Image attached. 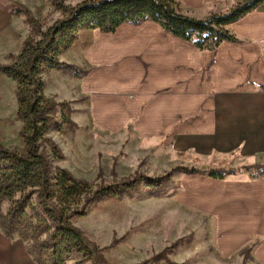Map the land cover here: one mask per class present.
<instances>
[{"label":"rangeland","instance_id":"1","mask_svg":"<svg viewBox=\"0 0 264 264\" xmlns=\"http://www.w3.org/2000/svg\"><path fill=\"white\" fill-rule=\"evenodd\" d=\"M82 1L65 3L74 6ZM27 4L28 7L18 3L11 10H20L14 21L19 36L11 45L6 41L0 43V63H10L31 35L27 15L37 20L43 30L64 17L52 0H27ZM54 70L60 69L43 72L44 94L56 103L66 104L74 127L62 121L58 106L54 121L61 125V130L50 126L45 134L61 153V159L52 162L53 168H65L75 178L88 182L94 191L141 177L120 196L87 202L83 213L72 218L73 225L100 251L107 264H261L251 259L255 243L228 252L221 249L217 235V226L228 221L226 217L235 224V209L231 207L228 213L225 209L233 199L227 195L233 189L232 183L246 175L251 177L250 172L234 174L232 170L264 163V145H240V136L252 135L242 132L243 126L251 127L250 123L242 125L240 115L232 114L216 121L220 132L190 130L143 136L131 123L124 129L105 131L87 120L82 111L85 98H71L75 94L71 83L67 90L59 88L57 79L68 78L65 73L71 70L61 69L64 76ZM17 107L16 83L0 72V144L21 153L24 142ZM254 134L263 138L264 129ZM43 146L51 159L50 148ZM213 171H222L226 177L212 178ZM18 197L16 193L12 199H0V222L5 221ZM30 211L28 207L27 212ZM15 226L13 238L9 239L23 245L28 257L37 264L28 252L30 240L19 234L24 223ZM0 230L4 233L1 227ZM163 254L166 257L159 258ZM65 264L96 263L85 256L69 255Z\"/></svg>","mask_w":264,"mask_h":264},{"label":"crops","instance_id":"2","mask_svg":"<svg viewBox=\"0 0 264 264\" xmlns=\"http://www.w3.org/2000/svg\"><path fill=\"white\" fill-rule=\"evenodd\" d=\"M177 1L185 14L205 18L242 0ZM18 3L29 6L27 0H0V43L17 41L14 21L19 15L11 10ZM228 29L240 41L223 42L213 54L150 20L122 23L111 33L81 28L59 58L86 73L67 71L68 78L57 83L64 90L71 83V98H85L82 111L87 120L105 131L131 123L143 136L220 132L216 121L234 114L240 115L242 125H251L250 130L242 127L252 135L240 136V145H264V137L254 136L264 129V2ZM232 185L227 195L233 199L225 209H235V224L226 217L228 221L217 226L218 243L228 252L255 243L251 259L264 264V177L246 175ZM0 264L35 263L23 245L0 232Z\"/></svg>","mask_w":264,"mask_h":264},{"label":"trees","instance_id":"3","mask_svg":"<svg viewBox=\"0 0 264 264\" xmlns=\"http://www.w3.org/2000/svg\"><path fill=\"white\" fill-rule=\"evenodd\" d=\"M263 2L242 0L226 12H212L205 18H197L183 13L177 0H84L74 6L66 5L65 0H52L64 17L45 30L37 20L27 15L31 35L24 40L20 52L10 63H0V72L16 83V115L22 122L24 142L21 153L0 144V199H12L19 193L5 221L0 222L5 236L13 238L15 224L24 223L19 234L30 240L28 252L37 264H65L69 255L85 256L96 264H107L100 251L95 250L94 245L73 225L72 218L83 213L87 202L120 196L141 179L123 181L120 185L94 191L88 182L75 178L65 168L52 166V162L61 159V153L45 134L50 126L61 130V125L54 121L57 107H61L62 121L70 128L74 123L68 117L69 109L65 103H56L45 96L43 72L63 69L73 71L76 76L86 73L58 58L74 43L79 29L96 28L111 33L122 23L136 25L150 20L199 49L216 54L223 42L240 41L228 25L257 9ZM13 13L20 14V10L15 9ZM44 144L50 148L51 159L44 152ZM190 170L186 169L187 172H196L195 169ZM244 171L250 172L252 178H262L264 163L245 165L233 169L232 173ZM210 176L223 179L226 174L213 171Z\"/></svg>","mask_w":264,"mask_h":264}]
</instances>
